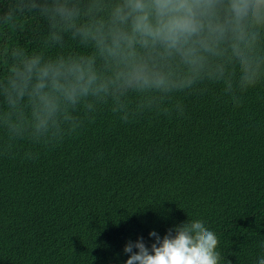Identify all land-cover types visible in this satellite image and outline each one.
Here are the masks:
<instances>
[{
  "label": "trees",
  "instance_id": "16d2710c",
  "mask_svg": "<svg viewBox=\"0 0 264 264\" xmlns=\"http://www.w3.org/2000/svg\"><path fill=\"white\" fill-rule=\"evenodd\" d=\"M39 23L0 29V44L36 50ZM6 71L0 63V77ZM174 99L183 115L123 122L104 107L55 146L23 142L14 156L0 155V264H125L129 241L142 237L150 248V232L163 238L188 218L217 234L221 264H257L264 256V82L239 107L213 84Z\"/></svg>",
  "mask_w": 264,
  "mask_h": 264
},
{
  "label": "clouds",
  "instance_id": "9594fccd",
  "mask_svg": "<svg viewBox=\"0 0 264 264\" xmlns=\"http://www.w3.org/2000/svg\"><path fill=\"white\" fill-rule=\"evenodd\" d=\"M30 18L40 22L36 50L0 44V63L7 65L0 77V155L14 156L23 142L55 146L104 107L123 122L153 112L183 115L175 96L209 84L239 107L243 94L264 82V0L0 3V29L18 32ZM149 236L150 248L142 237L125 245V264L226 259L201 219L188 218L163 238Z\"/></svg>",
  "mask_w": 264,
  "mask_h": 264
}]
</instances>
